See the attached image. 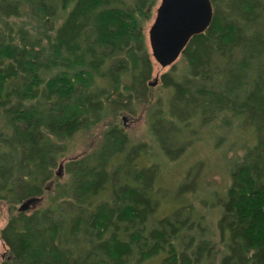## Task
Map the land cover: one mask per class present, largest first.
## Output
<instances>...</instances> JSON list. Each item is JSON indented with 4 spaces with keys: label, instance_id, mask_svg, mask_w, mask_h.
<instances>
[{
    "label": "trees",
    "instance_id": "16d2710c",
    "mask_svg": "<svg viewBox=\"0 0 264 264\" xmlns=\"http://www.w3.org/2000/svg\"><path fill=\"white\" fill-rule=\"evenodd\" d=\"M211 2V25L190 40L180 68L162 76L165 96L151 103L147 121L151 147L167 160L193 143L182 138L185 132L246 128L243 156L219 198L218 239L186 205L158 215L159 164L138 161L154 159L156 150L111 126L101 152L64 165L68 178L53 188L47 206L10 213L0 234L9 258L264 264V0ZM157 3L0 0V201L36 198V205L73 133L119 113L124 102L149 103L146 25ZM29 20L32 27H25ZM189 184L181 191H191Z\"/></svg>",
    "mask_w": 264,
    "mask_h": 264
},
{
    "label": "rangeland",
    "instance_id": "374dc122",
    "mask_svg": "<svg viewBox=\"0 0 264 264\" xmlns=\"http://www.w3.org/2000/svg\"><path fill=\"white\" fill-rule=\"evenodd\" d=\"M160 3L161 0H158L156 9ZM155 13L156 10L152 20L146 25L147 39L148 31L154 22ZM29 24H32L30 20L26 22L25 27H32ZM180 59L181 57L175 64L165 69L160 67L153 59V72L150 80L152 83L156 78H159V82L156 86L151 87L149 103L131 104V102H124L119 113L108 117L95 127L86 129L87 131H76L72 134V137L65 143L66 153L62 156L61 163L55 170L54 181L47 183V194L36 205H32L26 213L47 206L53 188L58 183H65L68 178L65 174L64 165L69 160L81 158L94 150L101 152L104 133L107 128L115 126L123 129V132L134 143L146 144L150 151L156 150L153 153L156 155L154 159L152 155L148 154L138 161L144 166L155 162L159 164L160 176L156 181L160 204L158 215H167L174 208L186 205L197 216L202 217L203 222L218 239L219 198L226 195L230 185L231 168L243 156L242 140L244 136L241 133L246 134V128L243 129L244 131L240 129L238 131V127L235 125L228 129L221 127L214 132L216 128L210 126L202 129L203 131L198 133L197 136H190L185 132L182 138L189 139L193 143L188 145L184 154L175 160L165 159L157 152V149L151 147L150 138L152 133L149 130L147 121L149 107L157 98L165 96L166 90L161 83L162 76L172 72L174 67L179 69ZM198 130L201 131L199 128ZM145 149L147 148L145 147ZM111 160V162L115 161ZM60 165H62L61 171H59ZM184 182L190 183L187 187L190 188L189 190L192 189L191 191L185 193L184 188L181 191L180 187ZM21 204L16 205L8 201H0V234L8 224L10 213L13 211L14 214H17ZM0 264H18L17 261L9 258L8 250L2 244V241H0Z\"/></svg>",
    "mask_w": 264,
    "mask_h": 264
},
{
    "label": "water",
    "instance_id": "95a60500",
    "mask_svg": "<svg viewBox=\"0 0 264 264\" xmlns=\"http://www.w3.org/2000/svg\"><path fill=\"white\" fill-rule=\"evenodd\" d=\"M214 9L211 0H161L154 22L148 31L151 55L162 68L175 64L190 40L204 33L212 23ZM159 78L150 83L158 84ZM60 165L59 171L62 169ZM38 199L24 201L19 212H27Z\"/></svg>",
    "mask_w": 264,
    "mask_h": 264
},
{
    "label": "bare ground",
    "instance_id": "6f19581e",
    "mask_svg": "<svg viewBox=\"0 0 264 264\" xmlns=\"http://www.w3.org/2000/svg\"><path fill=\"white\" fill-rule=\"evenodd\" d=\"M1 231V230H0Z\"/></svg>",
    "mask_w": 264,
    "mask_h": 264
}]
</instances>
